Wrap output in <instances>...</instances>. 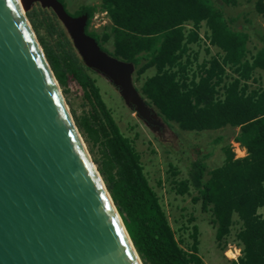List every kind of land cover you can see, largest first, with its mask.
<instances>
[{"label": "trees", "instance_id": "16d2710c", "mask_svg": "<svg viewBox=\"0 0 264 264\" xmlns=\"http://www.w3.org/2000/svg\"><path fill=\"white\" fill-rule=\"evenodd\" d=\"M100 1L111 22L102 32L89 30L96 5H83L74 15L87 14L86 32L101 48L134 63L139 89L162 121L184 132L238 127L229 140L245 150L236 156L228 134H216L212 144L222 157L209 167L205 147H169L175 156L181 153L186 174L168 162V211L159 191L165 181L158 177L152 185L136 148L138 133L131 138L121 131L96 72L83 64L54 12L37 5L27 12L63 93L69 81L83 92L86 109L81 115L72 111L73 117L143 264H205L194 210L173 203L186 196L221 248L231 237L237 242L241 254L232 264H264V34L257 33L260 45L252 51L246 14L227 11L254 1V10L264 15V0ZM202 25L205 54L208 45L215 52L199 62Z\"/></svg>", "mask_w": 264, "mask_h": 264}, {"label": "water", "instance_id": "95a60500", "mask_svg": "<svg viewBox=\"0 0 264 264\" xmlns=\"http://www.w3.org/2000/svg\"><path fill=\"white\" fill-rule=\"evenodd\" d=\"M35 5L140 120L164 123L134 63L86 32L87 14L60 0H0V264H143L29 20Z\"/></svg>", "mask_w": 264, "mask_h": 264}, {"label": "rangeland", "instance_id": "374dc122", "mask_svg": "<svg viewBox=\"0 0 264 264\" xmlns=\"http://www.w3.org/2000/svg\"><path fill=\"white\" fill-rule=\"evenodd\" d=\"M66 7V10L74 15L76 11L83 5H96L97 10L95 11L90 25L89 30H94L97 32H102L106 27H108L111 22L108 14L105 11H101L99 9L100 0H62ZM38 6V5H37ZM228 14L232 16L240 15L239 18L246 14L245 17L249 19V23L245 25V31L249 34L250 39L248 41V48L252 51H255V45H260V40L257 37V33L264 34V15L257 13L254 10V1L251 3L246 1H241L238 6H228L227 7ZM241 20V19H240ZM205 27L202 25L200 29V36L202 37V45L201 52L199 55V62L202 61L203 56H211L215 52V48L213 46H209L210 53L205 54L204 51V43H207L204 39ZM108 50H112V42L111 40L105 44ZM194 46V45H193ZM196 47V46H195ZM194 67V66H193ZM96 76L98 77L99 84L101 86V92L103 97L107 103V105L113 110V116L119 125L121 131L129 135L131 138H134L135 134L138 133V137L135 138V144L137 150L141 154V159L145 164V169L150 171V180L152 185H155V181L158 177H161L163 181L164 188H159L160 193H164V204L169 211V200H172V196H169L165 191L168 188V183L166 182V176L168 175V162H172L177 165L181 169V175L185 176L186 174V165L184 160H179L181 158V153L178 156H175L172 152L173 147H178L179 151H183V149L190 150L192 147H205L204 151L210 154L205 159L207 165L209 167H213L216 164H219L221 161V152L219 150V146L214 148V144H212V140L214 136L217 134H228L227 142L231 143L234 149L236 156L245 155V150L241 148L237 143L233 140H229L231 135H234L235 132L239 131V128H232L230 126H226L220 128L216 132L214 131H202V132H184L176 130L175 127H169L168 125L163 123V126L160 129H153L146 125L136 113L125 105L122 100L117 88L112 85V83L104 76L100 75L96 72ZM134 82L137 87L140 86V82L136 81L135 73H134ZM69 91L64 94L66 102L70 111L74 112L77 115L82 114V110L86 109L82 106L83 98H82V90L74 81H69L68 84ZM73 115V113H72ZM138 124V126L134 129L129 127L130 124ZM178 131V132H176ZM177 133H180L178 136ZM171 152L168 151L169 147H171ZM199 157L201 156L198 155ZM158 188V186L156 187ZM185 200L173 199V203L176 205L187 206L190 210H194L196 217L200 223L201 228V236H200V253L203 258L205 264H232L231 260H235L241 254L240 248L238 247L237 242L233 237L229 239L226 246L221 248L218 245L215 239L214 230L212 226L207 222L206 219H203L202 214L197 210L198 206L194 205L191 202V198L186 196ZM196 209V210H195Z\"/></svg>", "mask_w": 264, "mask_h": 264}, {"label": "bare ground", "instance_id": "6f19581e", "mask_svg": "<svg viewBox=\"0 0 264 264\" xmlns=\"http://www.w3.org/2000/svg\"><path fill=\"white\" fill-rule=\"evenodd\" d=\"M19 2L21 3V0H19Z\"/></svg>", "mask_w": 264, "mask_h": 264}, {"label": "built area", "instance_id": "2783aa9c", "mask_svg": "<svg viewBox=\"0 0 264 264\" xmlns=\"http://www.w3.org/2000/svg\"><path fill=\"white\" fill-rule=\"evenodd\" d=\"M236 260V259H235Z\"/></svg>", "mask_w": 264, "mask_h": 264}]
</instances>
